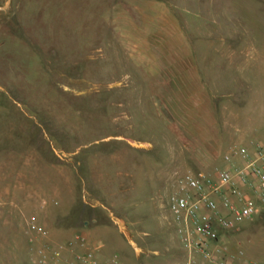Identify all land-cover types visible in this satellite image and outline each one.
<instances>
[{
    "label": "rangeland",
    "instance_id": "374dc122",
    "mask_svg": "<svg viewBox=\"0 0 264 264\" xmlns=\"http://www.w3.org/2000/svg\"><path fill=\"white\" fill-rule=\"evenodd\" d=\"M157 25L174 39L156 41ZM171 58L210 100L198 130L188 121L204 99L181 100ZM261 139L264 0H0V163L20 165L6 208L52 235L95 218L81 237L97 260L179 264L175 179L210 175L231 146Z\"/></svg>",
    "mask_w": 264,
    "mask_h": 264
},
{
    "label": "built area",
    "instance_id": "2783aa9c",
    "mask_svg": "<svg viewBox=\"0 0 264 264\" xmlns=\"http://www.w3.org/2000/svg\"><path fill=\"white\" fill-rule=\"evenodd\" d=\"M173 188L170 208L187 252L184 264H239L221 236L253 220L264 209V143L251 140L247 145L231 146L212 174L180 175ZM46 206L47 201L42 200L40 207ZM29 229L34 234L32 240L48 236L47 229L34 220L29 222ZM77 239L83 242L79 235ZM32 250L33 264H64V244L46 243ZM73 264L107 263L97 260L95 251L87 248L75 255ZM111 264L123 263L114 257Z\"/></svg>",
    "mask_w": 264,
    "mask_h": 264
},
{
    "label": "crops",
    "instance_id": "0c3cea01",
    "mask_svg": "<svg viewBox=\"0 0 264 264\" xmlns=\"http://www.w3.org/2000/svg\"><path fill=\"white\" fill-rule=\"evenodd\" d=\"M179 29V28H178ZM179 32L182 31L179 29ZM169 40L173 34H169ZM179 39L183 38L186 41L185 35L178 34ZM174 39V37H172ZM171 38V39H172ZM177 38V37H175ZM188 54V53H187ZM186 54V55H187ZM184 56V55H182ZM177 58V57H175ZM175 60V61H174ZM178 60V59H177ZM178 64V65H177ZM183 62L176 61V59L171 58L168 65H166V73L173 80L180 81V94L176 91L168 97V100L171 101L178 95H180L181 100L184 99L186 94H183V91H191L192 94H196L204 99L203 102L199 103L198 107H194V117L195 119L189 115L191 112H187L189 114V121H193L195 130H198V124L205 123L207 121L208 115L210 113V100L206 98V92L204 89V84L195 69H190V71L186 70V67L181 66ZM195 64L193 63L192 66ZM191 66V67H192ZM178 105L182 107V102L179 101ZM196 105V106H197ZM198 108V109H197ZM185 110H182L179 113H186ZM185 119V118H184ZM205 119V120H204ZM184 121V120H183ZM209 121V120H208ZM204 125V124H203ZM260 142L264 143V139H261ZM10 172L6 173V165L4 162L0 163V264H27V261L22 258L23 254L26 258L31 260L33 264L34 253L32 248H36L42 244H50L52 241L56 242V239L62 241L58 244H64L66 246V250L62 257V262L64 264H73L74 257L76 254L81 253V251H85L87 247L83 245L85 242L84 239L81 237V234L84 233V229L87 235H91L89 232L90 224H96L97 220L92 218L87 222V219L80 218L78 222L74 224L71 223L70 225H62L60 228L55 229L50 233L48 231V236L46 239L39 240L34 238V234L29 229V222L34 220L32 217H27L23 219V215L20 208H6L8 205H12L14 199L16 197L17 189L16 186L20 185V165L15 166L11 165L7 168ZM13 186L12 187V198L7 197L6 195L9 194L11 191L6 189V186ZM12 202L8 204V202ZM68 217V216H67ZM66 218V217H65ZM264 226V210L253 220L244 221L241 223L237 230L233 231L232 233H226L221 236V240L227 244L229 248V252L232 255L233 260L239 264H264V228L257 234V223L261 222ZM36 222V221H35ZM37 223V222H36ZM46 228V227H45ZM80 236L83 239V242L77 239V236ZM81 243H80V242ZM51 245V244H50ZM57 245V244H55ZM53 246V245H52ZM8 251L9 256L5 257V252ZM186 251V250H185ZM240 252L243 254L241 255ZM105 257L104 255L102 256ZM25 258V259H26ZM187 258V252H185L184 259L179 264H184ZM102 263L103 260H99Z\"/></svg>",
    "mask_w": 264,
    "mask_h": 264
},
{
    "label": "trees",
    "instance_id": "16d2710c",
    "mask_svg": "<svg viewBox=\"0 0 264 264\" xmlns=\"http://www.w3.org/2000/svg\"><path fill=\"white\" fill-rule=\"evenodd\" d=\"M157 2H161V0H156ZM178 28L182 31V25L180 23L178 24ZM159 26L155 27L154 31L152 32V37L155 38L156 41H159L160 44H163L162 42L166 41V37H170L169 34L166 33H160V29L158 28ZM183 33V32H182ZM172 34V33H171Z\"/></svg>",
    "mask_w": 264,
    "mask_h": 264
}]
</instances>
